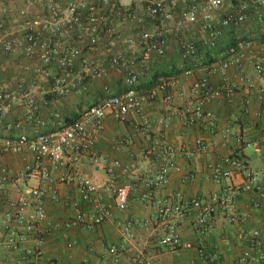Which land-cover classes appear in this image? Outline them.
I'll list each match as a JSON object with an SVG mask.
<instances>
[{
    "label": "built area",
    "instance_id": "built-area-1",
    "mask_svg": "<svg viewBox=\"0 0 264 264\" xmlns=\"http://www.w3.org/2000/svg\"><path fill=\"white\" fill-rule=\"evenodd\" d=\"M226 2L26 0L15 4L0 0V68L11 61L18 70L9 81L0 80V125L8 132H18L16 137L0 136V264H46L42 262L44 246L57 234L64 248L72 249L76 246L73 230L95 231L109 218L111 205L106 194L113 196L117 210L128 208L136 174L134 160L106 161L95 147L107 117L122 122L129 114L137 116L140 122L136 127L146 137L150 121L144 102L163 92V101L175 113V101L182 95L177 91L180 78L201 69L203 74L189 87L191 101L180 116L184 126L213 131L216 117L209 104L219 96L231 100L244 86L254 89L259 101L254 114L264 118L262 46L248 34L229 43L221 41L229 28L263 26L264 0H237L232 10L221 14ZM211 49L218 50L217 56L208 60ZM171 51L177 55L174 61L169 57ZM249 68L254 73H249ZM111 73L116 77L113 84H103L99 99L77 109L71 121L57 108L45 115L44 108L59 98L81 95L87 84ZM214 75L219 77L218 86L210 80ZM145 84H149L147 90L141 93L139 87ZM16 109L20 116L9 122ZM169 122L170 115L160 119L163 127ZM25 126L32 135L23 130ZM47 126L49 130H45ZM221 136L262 155L263 137L256 140L230 124L221 130ZM129 143V138L121 137L112 147L119 150ZM208 148L202 138L194 140L196 152L205 153ZM25 150L30 159L22 167L13 169L5 162L7 154ZM182 150L184 147H175L163 138H149L142 155L156 167L143 179L148 189L169 183V172L177 168L176 158ZM85 153L104 165L105 180L83 173L81 156ZM128 155L133 157L132 152ZM117 166L125 176L120 185L116 182ZM207 168L220 191L214 199L200 201L196 231L208 234L211 222L223 214L235 226L233 234H226L222 241L226 247L240 248L236 263L264 264V232L243 224L253 211L264 210V164L253 167L247 157L231 154ZM57 182L76 186L79 194L63 201L69 208L64 218H52L48 213L50 203L61 201ZM18 183L23 188L11 194L8 187ZM246 192L252 194L248 209L239 212L237 200ZM150 206L154 220L166 227L157 240L160 246L174 252L192 247L182 241L173 223L189 212L188 202L155 195ZM132 225L126 222L119 241L104 248L103 254L114 264H120L133 237ZM195 252L189 264H225L219 247L197 246ZM132 258L134 264H157L147 260L142 251Z\"/></svg>",
    "mask_w": 264,
    "mask_h": 264
},
{
    "label": "crops",
    "instance_id": "crops-1",
    "mask_svg": "<svg viewBox=\"0 0 264 264\" xmlns=\"http://www.w3.org/2000/svg\"><path fill=\"white\" fill-rule=\"evenodd\" d=\"M5 1L22 4L26 0ZM236 3L237 0H227L222 7L221 14L232 10ZM243 34H248L257 46H262L264 52V25L251 24L229 28L221 41L229 43L240 38ZM217 51V49H211V54L207 55L208 60H213L217 56ZM169 55L173 61L177 58L176 53L172 51L169 52ZM10 62H4L6 64L0 68L1 81H9L18 72L16 66ZM249 73H254L251 68H249ZM202 74L203 70L197 69L193 76L180 78L177 91H180L182 95L175 101L174 107L177 110L175 113H172L174 108L163 101V92L158 93L155 99L144 102V112L150 121L146 137L139 133L136 125L140 119L133 114H129L122 122L111 117L104 120L103 130L95 144L98 155L103 156L106 161L117 159L120 163H126L132 159L136 165L135 178L129 192V206L126 210H117L114 207L113 196L106 194L107 202L111 205V214L107 221L95 231L73 230L71 235L76 240V246L70 250L64 248V242L58 234L50 238L44 246L43 263L114 264L110 256L103 254L104 248L118 242L122 226L131 221L133 237L120 258V264H134L132 257L138 251H142L147 260H155L157 264H189L195 259L197 246L208 249L219 247L222 250L225 264H237L240 248L236 245L226 247L222 241L226 234H233L235 229V226L228 221L225 215H217L210 224V232L205 235H200L196 231L194 222L199 211L200 201L212 200L220 191V185L213 180L207 168L209 163L218 162L226 155L238 154L247 157L253 167H261L264 164V141L262 155H259L251 147L238 146L232 138L224 141L221 130L230 124L236 130L246 131L258 140L264 138V118H257L254 114L259 107L254 89L244 86L231 100L219 96L209 104L216 117V127L213 131L202 127L184 126L180 116L184 106L192 98L189 94V87L194 79ZM115 78V75L111 73L104 79L87 84L81 95L73 94L59 98L56 104L44 108L45 115L48 116L51 110L57 108L66 116V121L68 119L71 121L77 109L92 101H97L101 96L103 84H113ZM27 80L31 81V79ZM210 80L215 86H218L219 77L217 75L212 76ZM149 84L141 85L139 91L141 93L146 91ZM20 114L18 109L14 110L8 121L17 119ZM167 115H170V122L167 127H163L160 119ZM49 129L50 126L45 127V130ZM23 130L32 135V130L29 127L25 126ZM6 134L16 137L18 132H8L3 125H0V136ZM120 137L129 138L130 143L115 150L112 145ZM155 137L163 138L175 147H184V150L176 158L177 168L169 172V183L158 189L150 190L144 185L143 179L152 174L156 164L148 161L142 155V149L149 138ZM196 138H202L209 143V148L205 153H198L194 150ZM129 152L133 153L132 158L128 155ZM4 159L11 168L17 169L30 159V154L25 150L20 154H7ZM81 161V169L85 175L98 181L107 178L104 165L100 164L97 159L95 160L90 153L83 154ZM115 174L117 184H122L125 176L119 166L115 167ZM56 186L61 201L56 204L50 203L48 213L52 218H64L69 214V208L64 205L63 201L76 199L79 194L74 185L57 182ZM16 188L22 189L23 185L18 183L16 187L9 186L8 191L11 194H16ZM155 195L169 199L176 196L189 203V212L186 216L173 220V223L182 241L192 244V247L174 252L158 244L157 240L166 227L151 216L153 208L150 206V200ZM251 197L250 192L242 193L239 196L237 200L239 212H245L248 209ZM243 224L246 228H258L264 232V210L253 211Z\"/></svg>",
    "mask_w": 264,
    "mask_h": 264
},
{
    "label": "trees",
    "instance_id": "trees-1",
    "mask_svg": "<svg viewBox=\"0 0 264 264\" xmlns=\"http://www.w3.org/2000/svg\"><path fill=\"white\" fill-rule=\"evenodd\" d=\"M67 121H70V119H68Z\"/></svg>",
    "mask_w": 264,
    "mask_h": 264
},
{
    "label": "rangeland",
    "instance_id": "rangeland-1",
    "mask_svg": "<svg viewBox=\"0 0 264 264\" xmlns=\"http://www.w3.org/2000/svg\"><path fill=\"white\" fill-rule=\"evenodd\" d=\"M8 65H10V64H8ZM121 138V137H120Z\"/></svg>",
    "mask_w": 264,
    "mask_h": 264
}]
</instances>
